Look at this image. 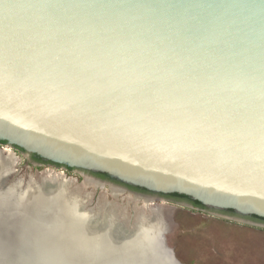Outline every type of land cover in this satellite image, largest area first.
Instances as JSON below:
<instances>
[{"label": "water", "instance_id": "obj_1", "mask_svg": "<svg viewBox=\"0 0 264 264\" xmlns=\"http://www.w3.org/2000/svg\"><path fill=\"white\" fill-rule=\"evenodd\" d=\"M1 149L264 226V0H0Z\"/></svg>", "mask_w": 264, "mask_h": 264}, {"label": "bare ground", "instance_id": "obj_2", "mask_svg": "<svg viewBox=\"0 0 264 264\" xmlns=\"http://www.w3.org/2000/svg\"><path fill=\"white\" fill-rule=\"evenodd\" d=\"M16 164L8 149L0 150V238L16 247L5 264H172L158 235L161 209L145 203L122 222L111 203L83 208L84 187L102 183L84 178L76 186V179L50 169L38 179H18ZM110 188L113 196L122 190Z\"/></svg>", "mask_w": 264, "mask_h": 264}, {"label": "rangeland", "instance_id": "obj_3", "mask_svg": "<svg viewBox=\"0 0 264 264\" xmlns=\"http://www.w3.org/2000/svg\"><path fill=\"white\" fill-rule=\"evenodd\" d=\"M15 154L17 164L13 169L18 179L27 180L30 176L38 179L44 169H54L53 166H34L27 157ZM69 173L66 176L76 179V186L82 185L86 181L84 178L102 183V186L98 187L86 186L81 191V195L88 196L87 200L82 202L85 210L101 208L105 202L111 203L116 219L129 223L133 220L134 213L141 210L145 203L161 209L167 229L166 245L181 264H264V226L234 221L180 203L162 200L151 202L124 190L113 196L111 186L99 181L95 176L91 178L84 175L81 178L76 173ZM151 232L148 231L147 234L150 235ZM152 236L157 239V234ZM7 243L0 238V264H5L12 258L15 251L16 247ZM166 253L169 256V252ZM87 258L82 259L84 263Z\"/></svg>", "mask_w": 264, "mask_h": 264}, {"label": "flooded vegetation", "instance_id": "obj_4", "mask_svg": "<svg viewBox=\"0 0 264 264\" xmlns=\"http://www.w3.org/2000/svg\"><path fill=\"white\" fill-rule=\"evenodd\" d=\"M1 143H3V142H1ZM1 150H7V149H1ZM13 151H14L15 153H19V155H20L21 157H23L22 152H21L20 150H18V149H13ZM11 153H12V152H11ZM14 156H15L16 159H17L16 154H15ZM30 161L32 162V164H33L34 166H37V167H41V166H45V167H46V166H48V163L44 162L43 160L39 159L38 157H36V156H34V155H31V156H30ZM38 165H40V166H38ZM53 167L59 169V167H56V166H53ZM64 172H65V174L68 176V173H69V172H72V170H71V169H66V170H64ZM72 173H73V172H72ZM69 174H70V173H69ZM78 176H80V175L78 174ZM94 176H95L96 178L101 179V180H105V178L107 179V177L104 176V175H94ZM80 177L82 178V176H80ZM166 198L169 199V200L172 201V202H175V203L185 201V202L189 203V204L192 206V208H196V209H201V210H202L201 206L195 205L193 202L188 201V200H186V199H184V198L173 197V196H167Z\"/></svg>", "mask_w": 264, "mask_h": 264}, {"label": "trees", "instance_id": "obj_5", "mask_svg": "<svg viewBox=\"0 0 264 264\" xmlns=\"http://www.w3.org/2000/svg\"><path fill=\"white\" fill-rule=\"evenodd\" d=\"M173 197H180V196H177V195H173ZM195 205H198V206H200V204L199 203H197V202H193Z\"/></svg>", "mask_w": 264, "mask_h": 264}]
</instances>
